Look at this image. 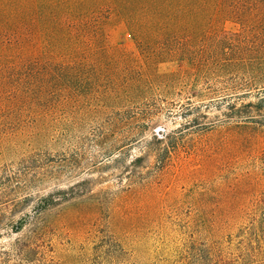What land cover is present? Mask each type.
<instances>
[{
	"label": "trees",
	"instance_id": "trees-1",
	"mask_svg": "<svg viewBox=\"0 0 264 264\" xmlns=\"http://www.w3.org/2000/svg\"><path fill=\"white\" fill-rule=\"evenodd\" d=\"M120 25L137 53L113 41ZM185 62L229 77L216 92L230 114L263 111L264 0H0V230L28 231L0 249V264H59L49 253L58 221L47 216L80 199L93 218L98 212L77 133L89 120L150 127L155 100L175 86L164 71ZM250 94L255 101L238 106ZM255 116L243 122L264 127ZM238 125H227L217 146L250 151L255 169L240 176L261 187L255 203L207 207L192 192L165 202L162 181L183 140L155 135L164 144L155 149L156 218L139 228L95 224L80 248L82 264H264V145ZM115 144L102 152L112 156L123 147ZM65 180L74 181L45 193Z\"/></svg>",
	"mask_w": 264,
	"mask_h": 264
},
{
	"label": "rangeland",
	"instance_id": "rangeland-1",
	"mask_svg": "<svg viewBox=\"0 0 264 264\" xmlns=\"http://www.w3.org/2000/svg\"><path fill=\"white\" fill-rule=\"evenodd\" d=\"M228 26L231 28L232 24ZM113 41L120 43L129 53H137V46L124 25L115 30ZM164 74L176 81L175 86L160 92H172L168 98L155 100V118L150 127L138 123L109 125L105 120H89L80 130L82 135L77 133V148L85 158L81 165V171H85L82 178L90 181L86 193L92 191L98 196V212L93 218L89 213L92 209L89 203L80 199L63 202L59 209L47 216L48 222L58 221L50 237L54 251L49 253L58 259L59 264H82L85 257L80 258V248L87 243L88 233L95 224L105 230H111L113 225L123 227L131 224L139 228L142 223L152 224L157 209L153 189L158 173L155 149L164 145H156L155 135L158 138L170 135L173 143L183 140L182 149L173 156L170 171L162 181L165 202L184 201L189 192H192L193 201L207 207L257 201L261 187L240 176L251 175L255 169L250 151L245 148L225 153L217 143L227 131L226 126L237 123L239 127L240 124L246 126L245 133L260 138L264 145L261 123L243 122L249 114L264 119V110L230 114L227 103L222 102V96L216 92L228 76L219 78L201 74L186 62L164 71ZM254 94L239 99L238 106L255 101ZM194 118L197 120L190 123ZM138 131L141 135L135 137ZM100 133H103V141L96 137ZM111 143L123 147L107 157L102 151H105L104 145L108 147ZM138 157H143V160L135 165L133 161ZM73 181L45 186V193L58 188L67 189ZM171 214L167 211V216ZM147 232L151 234L150 229ZM27 234V229L18 233L11 229L0 230V249L9 250L15 240L25 238ZM131 234L134 237L138 232Z\"/></svg>",
	"mask_w": 264,
	"mask_h": 264
}]
</instances>
